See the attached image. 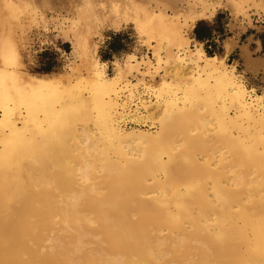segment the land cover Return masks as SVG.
Returning <instances> with one entry per match:
<instances>
[{
  "label": "bare ground",
  "instance_id": "6f19581e",
  "mask_svg": "<svg viewBox=\"0 0 264 264\" xmlns=\"http://www.w3.org/2000/svg\"><path fill=\"white\" fill-rule=\"evenodd\" d=\"M219 10L264 0H0V264H264V97L232 37H187ZM30 27L70 45L64 78L23 72ZM127 27L144 54L109 75L98 44Z\"/></svg>",
  "mask_w": 264,
  "mask_h": 264
},
{
  "label": "rangeland",
  "instance_id": "374dc122",
  "mask_svg": "<svg viewBox=\"0 0 264 264\" xmlns=\"http://www.w3.org/2000/svg\"><path fill=\"white\" fill-rule=\"evenodd\" d=\"M51 15H49L50 17ZM207 26H212L216 30V40L215 45L217 48L213 46V43L208 42L206 46H210L207 48L209 52L220 53L219 57H223L225 55V51L223 49L224 40L228 37H232L233 39V50L237 46L238 41L243 36V40H245L248 36L249 38L246 40L248 44L252 39L258 40L261 39L264 41V15L259 13H253L249 11L248 19H234L229 15L228 12L223 10L217 11L214 18L210 21H204ZM194 29V28H193ZM193 29L187 31V37L192 40L191 44H195L196 41L193 40L192 34ZM50 28L48 34H43L42 31L30 27L25 30V46L21 50V57L23 63V72L25 74L35 75V76H43L37 73V69L40 66L44 65L46 62L51 60V57L47 55L43 56L45 52L53 54L55 57L54 64L52 66V71L47 74L54 78H64V66L67 62V58H69L68 54L70 52V45L64 41L61 36H58L56 33ZM120 34L124 38L122 39L121 44L122 49L120 53H110L108 54V43L113 40L115 35ZM57 35V36H56ZM198 43V42H197ZM202 44V43H201ZM67 46V47H65ZM203 48L204 45L202 44ZM232 50V51H233ZM231 51V52H232ZM241 54L239 56L232 55L231 57L226 56L224 62L226 65H229L234 68L235 73L239 76V79L243 82L244 86L247 89H254L257 94H261L264 97V55L263 53H257L256 57L260 59H255L253 61L254 67L252 65L247 66V55L244 54L242 47L240 48ZM133 52L136 56L140 57L144 54V50L136 43L133 31L131 28L127 27L121 29L120 31H109L105 30L103 32V39L98 44V56L100 60L107 63V73L112 75L114 70L110 65V61L115 59L122 58L126 53ZM249 56H252L250 53ZM106 57L107 60L102 59ZM229 57V58H228ZM262 62L263 67H257L256 65ZM160 79H157L155 82L146 81V83H151L152 85H158ZM130 123V124H129ZM125 125L126 127L133 128H142L146 130H156V124L151 121L142 122H134L131 121ZM133 123V124H132ZM138 123V126L136 124Z\"/></svg>",
  "mask_w": 264,
  "mask_h": 264
},
{
  "label": "trees",
  "instance_id": "16d2710c",
  "mask_svg": "<svg viewBox=\"0 0 264 264\" xmlns=\"http://www.w3.org/2000/svg\"><path fill=\"white\" fill-rule=\"evenodd\" d=\"M213 32L216 33V30L214 27L207 26L204 21H200L194 27L192 37L196 42L202 43L204 45V50H205L207 55L211 56V55L216 54L219 56L220 53L217 54L216 52H209L207 50V48L210 47V46H206V44L208 42L213 43L214 47L216 46L215 42L212 41ZM123 38L124 37L122 35L117 34V35H115L113 40L108 43V54L109 55H110V53H113V54L120 53L121 50H123L122 49L123 45L120 42V41H122ZM262 46L264 48V41L262 42ZM65 47H67V46H65ZM47 55L51 57V60L46 62L44 65L40 66L39 69H37L36 72L39 73L40 75H47L52 71V66L54 64L55 57L51 53L45 52L43 54V56H46V57H47ZM102 59L107 60L106 57H103Z\"/></svg>",
  "mask_w": 264,
  "mask_h": 264
},
{
  "label": "crops",
  "instance_id": "0c3cea01",
  "mask_svg": "<svg viewBox=\"0 0 264 264\" xmlns=\"http://www.w3.org/2000/svg\"><path fill=\"white\" fill-rule=\"evenodd\" d=\"M243 36L238 41L237 46L234 48V50L229 54V57H231L232 55H235V56L238 55L239 56V54H241L240 48L242 46H246L247 50L252 54V58H257L256 55H257L258 52L259 53H263L262 55H264V48L262 46V42L263 41L261 39H258L259 44L256 43L255 39H252L251 42L248 44V42L246 40L249 37L246 36L247 38L245 40H243L244 39ZM216 37H217L216 33L213 32V34H212V41L213 42L217 41ZM215 47L217 48V46H215ZM260 58H262V57H260Z\"/></svg>",
  "mask_w": 264,
  "mask_h": 264
}]
</instances>
